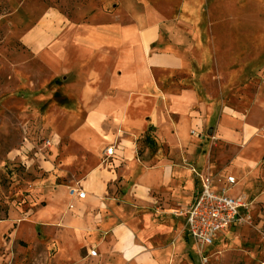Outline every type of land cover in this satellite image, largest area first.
Segmentation results:
<instances>
[{
    "label": "crops",
    "instance_id": "1",
    "mask_svg": "<svg viewBox=\"0 0 264 264\" xmlns=\"http://www.w3.org/2000/svg\"><path fill=\"white\" fill-rule=\"evenodd\" d=\"M256 3L86 0L19 32L25 111L67 134L43 160L39 206L10 231L39 249L34 264H188L180 213L203 175L264 202Z\"/></svg>",
    "mask_w": 264,
    "mask_h": 264
},
{
    "label": "rangeland",
    "instance_id": "2",
    "mask_svg": "<svg viewBox=\"0 0 264 264\" xmlns=\"http://www.w3.org/2000/svg\"><path fill=\"white\" fill-rule=\"evenodd\" d=\"M85 1L0 0V264H34L38 257L39 249L21 245L19 240H13L10 231L26 216L23 209L31 212L39 206L36 181L50 177V172L42 168L43 160L50 159L53 145L67 143L66 133L25 111L22 96L25 87L12 72L17 66L14 63L28 55L19 32L32 25L43 7H59L71 13L76 3ZM259 1L263 5L256 3L254 9L259 25L257 32L261 34L264 33V22H261L264 21V0ZM240 8L243 18L249 11ZM24 18L28 23H24ZM245 200L237 224L219 237L202 260L194 249L186 251L188 264H264V202L254 205L248 198Z\"/></svg>",
    "mask_w": 264,
    "mask_h": 264
},
{
    "label": "built area",
    "instance_id": "3",
    "mask_svg": "<svg viewBox=\"0 0 264 264\" xmlns=\"http://www.w3.org/2000/svg\"><path fill=\"white\" fill-rule=\"evenodd\" d=\"M112 151L113 147L107 149L108 154ZM200 182L201 188L192 200L193 202L180 214L186 218L185 230L201 259L214 245L219 234L237 224L240 216L239 210L246 205V200L242 195L230 196L227 193V184L221 190L215 189L209 176H201ZM80 194L83 192L81 191Z\"/></svg>",
    "mask_w": 264,
    "mask_h": 264
}]
</instances>
